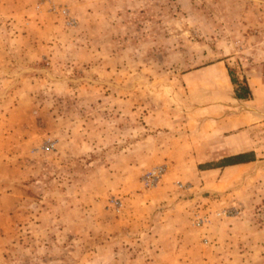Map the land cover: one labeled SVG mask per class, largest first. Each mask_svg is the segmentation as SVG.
<instances>
[{
	"label": "rangeland",
	"instance_id": "1",
	"mask_svg": "<svg viewBox=\"0 0 264 264\" xmlns=\"http://www.w3.org/2000/svg\"><path fill=\"white\" fill-rule=\"evenodd\" d=\"M219 61L264 83V0H0V264H264V87Z\"/></svg>",
	"mask_w": 264,
	"mask_h": 264
},
{
	"label": "crops",
	"instance_id": "2",
	"mask_svg": "<svg viewBox=\"0 0 264 264\" xmlns=\"http://www.w3.org/2000/svg\"><path fill=\"white\" fill-rule=\"evenodd\" d=\"M214 64L218 68V72H219L220 79L222 81V84L224 85V89L223 90L228 89L230 91V94L232 95V97H230V99H233V100H243V99H237V98L234 97L233 88H232V85L230 83V80H229V77H228V73H227V71H226V69L224 67L223 62L222 61H219V62H216ZM208 66H210V65H208ZM244 80H245V83H246V85H247V87H248V89L250 91V94H249L248 98L247 99H244V100H251L256 95H258V91L259 90L262 91V87H264V83H262L261 81H257L256 78L255 79H252V78L247 77V76L244 78ZM236 126H238V125L235 124L234 127H236ZM237 143H238V134H234V133H231L230 135H227L220 142L218 140L214 144L212 143L211 146H210L211 149H221L223 147V144L224 145H227L226 147L228 148V150L230 149V154L229 155L226 154L224 156H220L219 158L210 157L209 159L202 160V161H204L202 163L209 162V161H214V159H220L222 157L231 156V155L238 154V153L245 152V151H251L253 153V156H254V160L249 161V162H246V163H253V162H255L256 159L258 158L257 157V154H256V150L255 149H252V148H249V149L243 150V151H239V150H236V149H234V150L231 149L233 147H237L238 146ZM246 163H238V164H234V165H228V167L237 166V165L246 164ZM233 260L234 259L231 258V260H229V262L232 264V261ZM199 263H201L200 260H199Z\"/></svg>",
	"mask_w": 264,
	"mask_h": 264
},
{
	"label": "trees",
	"instance_id": "3",
	"mask_svg": "<svg viewBox=\"0 0 264 264\" xmlns=\"http://www.w3.org/2000/svg\"><path fill=\"white\" fill-rule=\"evenodd\" d=\"M230 83L233 87L234 97L237 99H247L250 91L244 81H238L231 74L228 73ZM254 160L253 153L251 151H245L231 156H226L218 160L215 164H204L205 168H216L228 165H234L238 163H246Z\"/></svg>",
	"mask_w": 264,
	"mask_h": 264
},
{
	"label": "built area",
	"instance_id": "4",
	"mask_svg": "<svg viewBox=\"0 0 264 264\" xmlns=\"http://www.w3.org/2000/svg\"><path fill=\"white\" fill-rule=\"evenodd\" d=\"M263 73H264V71H263ZM194 224L196 225V226H199V225H201V223L203 222V218H200V217H197V218H194Z\"/></svg>",
	"mask_w": 264,
	"mask_h": 264
}]
</instances>
